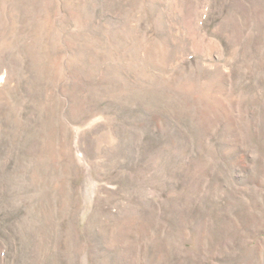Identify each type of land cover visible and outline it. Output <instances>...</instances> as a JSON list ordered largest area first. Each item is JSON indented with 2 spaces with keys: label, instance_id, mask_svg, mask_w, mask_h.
<instances>
[{
  "label": "rangeland",
  "instance_id": "374dc122",
  "mask_svg": "<svg viewBox=\"0 0 264 264\" xmlns=\"http://www.w3.org/2000/svg\"><path fill=\"white\" fill-rule=\"evenodd\" d=\"M0 264H264V0H0Z\"/></svg>",
  "mask_w": 264,
  "mask_h": 264
}]
</instances>
